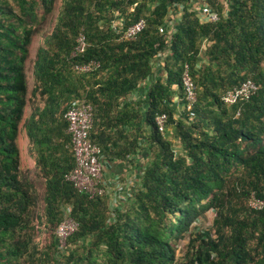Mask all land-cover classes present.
Here are the masks:
<instances>
[{"label": "trees", "instance_id": "obj_1", "mask_svg": "<svg viewBox=\"0 0 264 264\" xmlns=\"http://www.w3.org/2000/svg\"><path fill=\"white\" fill-rule=\"evenodd\" d=\"M58 1L0 0V264H264V207L249 205L252 196L264 202V0H205L215 22L191 0H61L35 53L30 93V49ZM140 20L145 28L126 38ZM81 33L87 49L74 56ZM92 60L98 70L75 69ZM247 80L256 93L225 104L223 95ZM139 91L145 98L132 105ZM29 95L41 104L28 116ZM75 100L93 107L90 139L103 161L135 157L137 182L121 208L108 190L90 198L67 180L76 160L65 115ZM22 128L36 182L20 165ZM68 209L79 228L63 250L56 231ZM208 211L213 230L198 226ZM40 228L51 238L41 248ZM185 237L178 261L174 244Z\"/></svg>", "mask_w": 264, "mask_h": 264}, {"label": "built area", "instance_id": "obj_2", "mask_svg": "<svg viewBox=\"0 0 264 264\" xmlns=\"http://www.w3.org/2000/svg\"><path fill=\"white\" fill-rule=\"evenodd\" d=\"M201 17L205 22H215L218 20V15L208 5L202 7ZM144 28L145 22L140 20L129 28L125 37L132 39ZM164 31V28L160 29L161 33H164ZM86 49V36L81 33L77 38L73 55H82L86 52ZM100 66L101 64L98 61L92 60L88 63L76 65L75 69L79 73L89 74L98 70ZM182 81L186 95L185 110L190 113V118L193 119L195 117L193 108L197 101V94L190 67L187 64L184 67ZM257 90L258 85L252 80H247L241 86L225 93L222 100L225 104L233 105L239 101L249 99ZM65 117L68 122V133L72 139V148L76 160L74 169L67 175V180L73 184L78 192L86 194L90 198L103 196L109 186L103 177L104 158L102 149L90 139V133L94 124L93 107L85 101L75 100L71 102ZM167 120L168 117L166 114H161L156 117L155 123L161 132L165 131ZM116 186L120 190L123 187L118 181L116 182ZM249 205L252 209L260 210L264 207V202L252 196L249 200ZM69 212L70 209L66 212L64 220L60 223L56 231L58 246L63 250L67 249L69 238L79 228L78 222L70 216Z\"/></svg>", "mask_w": 264, "mask_h": 264}, {"label": "rangeland", "instance_id": "obj_3", "mask_svg": "<svg viewBox=\"0 0 264 264\" xmlns=\"http://www.w3.org/2000/svg\"><path fill=\"white\" fill-rule=\"evenodd\" d=\"M60 7H61V0H59L58 3L56 4L55 14L51 17L49 23L44 28H42L40 30L41 34L37 35L34 38L32 47L30 49V57L27 61V72H28L27 75H28V83H29L30 93L32 92L33 84H34L33 76H32V68H33V64H34V60H35V53H36L38 47L43 43L45 37L51 33V31L55 25L56 18H57L58 12L60 10ZM29 99H30V103L28 105V109L26 112V115H28V116L33 111L34 105L36 106L38 104H41L38 97H31L29 95ZM25 132H26L25 129L22 128V131H21V134L19 137V142H18L19 143V149H20V161H21L20 165H21L22 170L24 172L28 173L29 176L33 179V181L36 182L37 172L35 170V159L32 156L31 152L28 151L29 143H28V138L26 137ZM40 181H38V184L41 183ZM40 186L41 185H38L37 187H39V189H38L39 195L42 197L43 196V187H40ZM41 203H42V199L40 200V205H42ZM214 218H215V213L213 211H208L204 216H202V218L200 219V222L198 223V226L204 230H213ZM42 229L40 228L41 231H42ZM43 231H44V229H43ZM43 231L41 232V234L36 239V243L38 245H40V248L45 246L48 243V241L50 242V240H51L49 233H46V232L44 233ZM213 233H214V231H213ZM188 242H189V238L185 237V238L179 240L177 243L174 244L175 249H176V256H177L176 259L178 261L183 257L184 250L186 249ZM58 255H59L58 256L59 261L63 260V255H60V254H58ZM19 262L22 264L26 263L24 261V259H21Z\"/></svg>", "mask_w": 264, "mask_h": 264}, {"label": "crops", "instance_id": "obj_4", "mask_svg": "<svg viewBox=\"0 0 264 264\" xmlns=\"http://www.w3.org/2000/svg\"><path fill=\"white\" fill-rule=\"evenodd\" d=\"M191 3L197 9L199 8L200 13L202 7L206 5L205 0H191ZM181 10L182 9L180 7L178 9V13L172 15L173 18L176 19V21L180 19V16L182 14ZM170 29L172 31H175V28L172 25ZM159 67H160L159 65H156L155 71H158V69L160 70L161 67L160 68ZM144 98H145L144 92L139 91L133 94L132 96H130L128 102H130L133 105L139 103ZM175 103L177 104V107L179 109H182V107H180V105L178 104L179 103L178 98L175 99ZM105 161L106 160H104L103 177L109 186L108 191L111 197V207L121 208L123 201L125 202L132 195V190L137 182L136 180L138 178V173L136 171L137 165L135 163V157L128 158L127 160L124 161H114V162H107V161L105 162ZM117 181L120 182V185L123 186L121 190L118 189L116 186Z\"/></svg>", "mask_w": 264, "mask_h": 264}]
</instances>
